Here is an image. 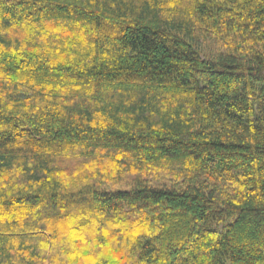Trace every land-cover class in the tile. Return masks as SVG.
I'll return each instance as SVG.
<instances>
[{"label": "trees", "instance_id": "16d2710c", "mask_svg": "<svg viewBox=\"0 0 264 264\" xmlns=\"http://www.w3.org/2000/svg\"><path fill=\"white\" fill-rule=\"evenodd\" d=\"M0 264H264V0H0Z\"/></svg>", "mask_w": 264, "mask_h": 264}]
</instances>
